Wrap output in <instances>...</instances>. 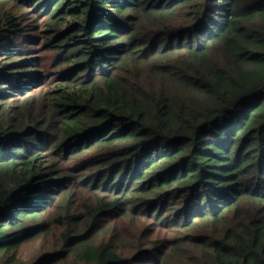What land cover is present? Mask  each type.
Returning <instances> with one entry per match:
<instances>
[{
    "label": "trees",
    "instance_id": "trees-1",
    "mask_svg": "<svg viewBox=\"0 0 264 264\" xmlns=\"http://www.w3.org/2000/svg\"><path fill=\"white\" fill-rule=\"evenodd\" d=\"M0 264H264V0H0Z\"/></svg>",
    "mask_w": 264,
    "mask_h": 264
}]
</instances>
